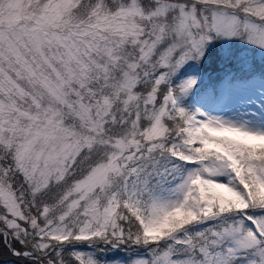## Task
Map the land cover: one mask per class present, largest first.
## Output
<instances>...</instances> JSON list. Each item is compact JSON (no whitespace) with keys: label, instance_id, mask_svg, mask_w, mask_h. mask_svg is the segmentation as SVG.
Masks as SVG:
<instances>
[{"label":"snow or ice","instance_id":"snow-or-ice-1","mask_svg":"<svg viewBox=\"0 0 264 264\" xmlns=\"http://www.w3.org/2000/svg\"><path fill=\"white\" fill-rule=\"evenodd\" d=\"M0 264H264V0H0Z\"/></svg>","mask_w":264,"mask_h":264},{"label":"rangeland","instance_id":"rangeland-1","mask_svg":"<svg viewBox=\"0 0 264 264\" xmlns=\"http://www.w3.org/2000/svg\"><path fill=\"white\" fill-rule=\"evenodd\" d=\"M216 104H217V107H218V108H223L225 102H224L223 100H217V101H216ZM116 259L119 260V259H121V258H116Z\"/></svg>","mask_w":264,"mask_h":264},{"label":"trees","instance_id":"trees-1","mask_svg":"<svg viewBox=\"0 0 264 264\" xmlns=\"http://www.w3.org/2000/svg\"><path fill=\"white\" fill-rule=\"evenodd\" d=\"M117 257H120V256H117Z\"/></svg>","mask_w":264,"mask_h":264}]
</instances>
